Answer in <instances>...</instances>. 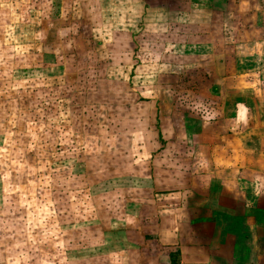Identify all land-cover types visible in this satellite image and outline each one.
Returning a JSON list of instances; mask_svg holds the SVG:
<instances>
[{
  "label": "crops",
  "instance_id": "crops-1",
  "mask_svg": "<svg viewBox=\"0 0 264 264\" xmlns=\"http://www.w3.org/2000/svg\"><path fill=\"white\" fill-rule=\"evenodd\" d=\"M194 1L70 2L81 22L74 28L75 32L80 30L77 36L89 47L103 48L99 57L109 65L104 72H87L86 76L115 78L121 85L119 93L130 96L127 102L113 96L109 101L95 102L98 107L104 104L109 110L115 109L118 115L114 124L128 129L123 136L127 150L122 151L120 160L124 168L126 164L134 168L115 179L119 176L112 174L110 161L118 152H109V190L136 186L153 198L146 200L152 203L147 208L149 215H157L146 219L132 216L135 224L146 222L140 226L145 247L141 252L135 247L133 252L137 264H151L152 260L153 264H258V249L249 240L255 242L264 228V201L251 196L253 191L264 190V167L258 164L259 157L264 156L259 146L264 138L258 134L259 127L264 128L260 114L264 102L251 105L243 101V95L264 98V72L259 75L257 71L258 66L264 69V23L257 26L260 2L256 0L253 10H244L251 23L248 29L237 18L227 22L232 12L235 17L243 14L242 7L235 6L239 0H204L202 8ZM260 9L264 13V6ZM96 14L100 22L93 18ZM252 15L257 17L254 22ZM85 27L86 34L82 35ZM247 29L256 32V39L251 34L248 43L241 38V32ZM196 31L204 33L202 50L196 46ZM177 32H184L183 40ZM72 39L74 46L77 38ZM245 46L250 48L253 69L229 73L228 64L241 68ZM86 55L83 51L76 61L79 58L81 62ZM132 57L140 67L131 74L124 67ZM87 58L92 60L89 55ZM167 58L171 64L169 72L164 73L167 65L163 70L162 61ZM78 73L83 75L76 71L75 77ZM181 79L184 86L178 85ZM242 80H249L244 87ZM94 90L109 96L111 93L103 81ZM198 95L202 98L192 100ZM227 111L229 120L225 119ZM241 112L245 121L238 119ZM249 124L257 137L251 136L247 147L242 133ZM103 153L105 157L107 152ZM250 159H254L253 164ZM131 232L123 231L130 241L137 235ZM120 252L129 256L131 250L121 248Z\"/></svg>",
  "mask_w": 264,
  "mask_h": 264
},
{
  "label": "rangeland",
  "instance_id": "rangeland-1",
  "mask_svg": "<svg viewBox=\"0 0 264 264\" xmlns=\"http://www.w3.org/2000/svg\"><path fill=\"white\" fill-rule=\"evenodd\" d=\"M239 1L235 6L242 7L243 14L235 17L232 12L233 16L227 15V22L230 24L237 18L239 24L249 29V15L244 10L248 7L253 10L256 0ZM70 2L0 0V264H137L133 252L135 247L140 252L145 247L140 226L146 222L135 224L132 216L146 219L158 214L149 215L147 204L152 203L146 200L153 198L136 186L109 190V152H118L114 153L117 158L110 161H113L112 174L119 176L115 179L134 168L131 164L124 168L120 160L122 151L127 150L123 136L128 129L115 125L118 115L115 109L109 110V105L99 103L98 107L95 102L109 101L111 96L127 102L130 96L119 93L121 85L115 78L86 76L87 72H104L109 65L99 57L103 48L89 47L77 36L80 30L75 32L74 28L81 22L73 14ZM194 2L199 8L205 3ZM259 2L258 27L264 23L260 9L264 0ZM257 17L252 15V22ZM93 18L102 20L97 14ZM82 31V35L86 34V27ZM148 33L147 37H151ZM183 34L177 32L179 40H183ZM234 34L235 31L233 38ZM251 34L256 39L255 31L241 32L242 40L248 43ZM203 35L201 31L194 33L198 50H202ZM73 36L77 38L74 46ZM83 51L92 60L86 55L81 62L79 58L76 61ZM250 56V48L243 47L241 68L228 64L226 70L236 73L253 69ZM162 63L163 70L167 65L164 73L169 72L170 59ZM179 65L184 67L183 63ZM139 67L132 57L124 68L132 74ZM261 70L264 72L258 66L259 75ZM76 71L83 75L78 73L75 77ZM182 80L179 86L185 85L180 83ZM102 81L110 96L94 90L100 88ZM242 81L244 87L249 80ZM197 97L202 98L198 95L192 100ZM243 101L253 105L264 102V98L243 95ZM260 114L264 117V110ZM230 118L227 111L225 119ZM250 127V124L244 127L247 131L242 133L247 147L252 142L250 137H257ZM262 132L264 128L259 127L261 139ZM259 146L264 150V144ZM103 150L107 152L105 157ZM250 160L253 164L254 159ZM258 162L259 167H264V156ZM251 194L264 201V190ZM123 231L137 235L130 241ZM257 236L255 242L253 239L249 243L258 249L255 256L260 260L258 264H264V228L263 234L261 231ZM121 248H129V256L122 254Z\"/></svg>",
  "mask_w": 264,
  "mask_h": 264
},
{
  "label": "clouds",
  "instance_id": "clouds-1",
  "mask_svg": "<svg viewBox=\"0 0 264 264\" xmlns=\"http://www.w3.org/2000/svg\"><path fill=\"white\" fill-rule=\"evenodd\" d=\"M238 119L242 120V121H245L246 120L245 113L244 112L239 113L238 114Z\"/></svg>",
  "mask_w": 264,
  "mask_h": 264
}]
</instances>
